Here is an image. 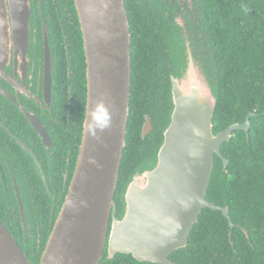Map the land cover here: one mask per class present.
I'll return each instance as SVG.
<instances>
[{
  "label": "water",
  "instance_id": "1",
  "mask_svg": "<svg viewBox=\"0 0 264 264\" xmlns=\"http://www.w3.org/2000/svg\"><path fill=\"white\" fill-rule=\"evenodd\" d=\"M31 0H0V55H25ZM86 62V111L75 171L38 264H100L116 254L138 262L168 264L185 248L203 209L228 210L206 200L214 156L234 131L250 129L249 114L214 134L213 79L187 44L170 74L169 121L153 161L126 185L123 212L114 195L126 144L131 82V36L124 0H73ZM36 126V119L28 116ZM152 130L148 116L145 138ZM0 264H31L0 221Z\"/></svg>",
  "mask_w": 264,
  "mask_h": 264
},
{
  "label": "trees",
  "instance_id": "2",
  "mask_svg": "<svg viewBox=\"0 0 264 264\" xmlns=\"http://www.w3.org/2000/svg\"><path fill=\"white\" fill-rule=\"evenodd\" d=\"M124 1L131 33V84L126 144L115 191V199H120L119 217L126 185L135 173L148 167L162 143L170 111L168 73L175 69V64L171 70L167 67L168 54L155 27L148 25L144 6L138 4L141 0ZM197 6L208 54L203 58L200 52L196 53L201 54L199 57L213 79L217 98L213 133L242 123L249 114L255 116L249 120L248 135L234 131L221 146V155L228 160L226 169L222 160L214 156L205 198L226 208L231 224L220 211L203 209L186 247L174 251L169 260L171 264H264V0H197ZM71 10L76 27L65 26V33L69 51L74 53L73 95L79 101L78 120L82 123L86 103L85 59L73 3ZM52 34L61 44L58 26ZM146 116L153 128L142 138ZM46 237L40 251L30 252L18 242L31 264L39 263ZM100 264L150 263L124 254L108 259L105 251Z\"/></svg>",
  "mask_w": 264,
  "mask_h": 264
},
{
  "label": "flooded vegetation",
  "instance_id": "3",
  "mask_svg": "<svg viewBox=\"0 0 264 264\" xmlns=\"http://www.w3.org/2000/svg\"><path fill=\"white\" fill-rule=\"evenodd\" d=\"M141 2L138 4L144 6L148 25L155 27L164 44L169 70L180 60L186 44L203 58L207 56L208 43L197 0ZM30 3L26 54L16 55L17 59L12 55L8 60L0 55V221L17 239V244L33 252L40 251L46 235L47 241L68 193L83 122L79 123V101L73 95L74 53L69 51L65 33V26L76 27L71 10L72 3L75 8L74 1L31 0ZM76 17L81 33L77 13ZM57 26L62 35L61 44L52 34ZM85 111L86 103L84 117ZM27 115L36 119L43 136ZM119 200L114 195L117 218ZM169 256L168 264H171Z\"/></svg>",
  "mask_w": 264,
  "mask_h": 264
}]
</instances>
